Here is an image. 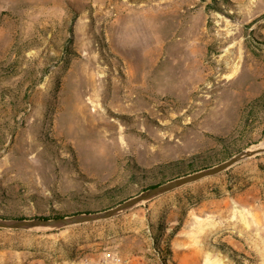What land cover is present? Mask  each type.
I'll return each mask as SVG.
<instances>
[{"label":"rangeland","instance_id":"374dc122","mask_svg":"<svg viewBox=\"0 0 264 264\" xmlns=\"http://www.w3.org/2000/svg\"><path fill=\"white\" fill-rule=\"evenodd\" d=\"M260 145L264 0H0V215L105 210ZM106 253L264 264V152L107 220L0 229V264Z\"/></svg>","mask_w":264,"mask_h":264},{"label":"water","instance_id":"95a60500","mask_svg":"<svg viewBox=\"0 0 264 264\" xmlns=\"http://www.w3.org/2000/svg\"><path fill=\"white\" fill-rule=\"evenodd\" d=\"M263 152L264 145L255 146L253 148L243 150L219 164L175 177L154 187H149L147 189L142 190L138 194L121 201L113 207L101 211H95L90 213L84 212L50 218H5L0 216V229L46 231L101 220H107L118 216L143 202L152 200L165 193L178 189L186 184L196 182L206 177L217 175L234 166L235 164L239 163L240 161Z\"/></svg>","mask_w":264,"mask_h":264},{"label":"built area","instance_id":"2783aa9c","mask_svg":"<svg viewBox=\"0 0 264 264\" xmlns=\"http://www.w3.org/2000/svg\"><path fill=\"white\" fill-rule=\"evenodd\" d=\"M102 264H122L120 259L111 253H106Z\"/></svg>","mask_w":264,"mask_h":264},{"label":"trees","instance_id":"16d2710c","mask_svg":"<svg viewBox=\"0 0 264 264\" xmlns=\"http://www.w3.org/2000/svg\"><path fill=\"white\" fill-rule=\"evenodd\" d=\"M192 166V165H191ZM194 171V170H193ZM156 185H158V184H154V185H150L149 187H154V186H156ZM148 187V188H149ZM147 189V188H146ZM85 212H89V211H85ZM1 217H5V218H8L7 216H2V215H0ZM53 217H60V216H53ZM10 218V217H9ZM13 218H26V217H24V216H14ZM40 218H50V217H44V216H41Z\"/></svg>","mask_w":264,"mask_h":264},{"label":"bare ground","instance_id":"6f19581e","mask_svg":"<svg viewBox=\"0 0 264 264\" xmlns=\"http://www.w3.org/2000/svg\"><path fill=\"white\" fill-rule=\"evenodd\" d=\"M99 125H101V124H99ZM102 126V125H101ZM98 131H100V129L98 130ZM101 132V131H100Z\"/></svg>","mask_w":264,"mask_h":264},{"label":"crops","instance_id":"0c3cea01","mask_svg":"<svg viewBox=\"0 0 264 264\" xmlns=\"http://www.w3.org/2000/svg\"><path fill=\"white\" fill-rule=\"evenodd\" d=\"M184 243H186V242H184Z\"/></svg>","mask_w":264,"mask_h":264}]
</instances>
